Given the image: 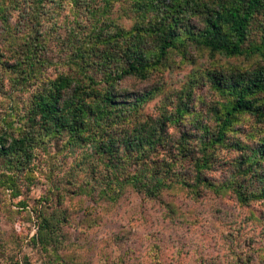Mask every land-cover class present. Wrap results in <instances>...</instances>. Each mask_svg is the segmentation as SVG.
<instances>
[{
  "label": "rangeland",
  "instance_id": "374dc122",
  "mask_svg": "<svg viewBox=\"0 0 264 264\" xmlns=\"http://www.w3.org/2000/svg\"><path fill=\"white\" fill-rule=\"evenodd\" d=\"M205 5L181 19V47L162 66L115 81L131 44L119 30L176 0H0V135L34 126L37 136L20 166L0 158V264H264V122L238 113L216 141L235 101L227 84L264 54L221 58L191 44ZM263 40L264 9L244 48ZM62 76L73 80L64 102L80 96L40 120L39 97ZM113 82L127 105L96 119L90 106Z\"/></svg>",
  "mask_w": 264,
  "mask_h": 264
},
{
  "label": "trees",
  "instance_id": "16d2710c",
  "mask_svg": "<svg viewBox=\"0 0 264 264\" xmlns=\"http://www.w3.org/2000/svg\"><path fill=\"white\" fill-rule=\"evenodd\" d=\"M157 0H153V3ZM207 11L206 29L197 38H191V44L204 47L213 54H218L221 58H234L242 55L251 56L257 53L264 54V40L260 46L253 47L251 50L245 49L249 36L250 25L255 15L264 9V0H217L211 4L205 0H176V8L160 12L159 17H143V23L136 24L132 32L119 30L120 37L130 39L131 44L125 51V61L127 68L116 69L112 72L115 81H121L127 77H137L146 79L150 69L162 66L168 58L170 50L181 47L177 44L176 34L182 18L190 17L197 11L203 3ZM140 11L147 13L148 5L137 3ZM152 10V8H151ZM118 31V30H117ZM117 35V37L120 39ZM150 39L158 43L157 52L151 53L145 50L146 44ZM116 48H114V52ZM111 78V79H112ZM73 80L67 76H62L48 87V91L39 97L37 110L40 120L49 121L51 118H61L62 114L71 105L75 97H79L81 90L74 89L71 97L64 102L66 92L72 88ZM228 88L235 96L232 108L228 111L222 123L220 133L216 141L222 142L225 138L226 130L231 127L233 119L238 113L249 112L258 121L264 122V66L258 68L246 79L239 78L229 81ZM114 82L103 94L101 103L90 106L91 112L96 119L104 117L107 105H120L126 107L127 101L120 100V95L116 92ZM74 93V95H73ZM84 95V94H81ZM144 99L138 97L137 102ZM35 110V109H34ZM76 110H83L78 106ZM130 110H127L129 112ZM37 115L30 117V122H35ZM39 117V116H38ZM36 128L31 127L29 132H25L19 137L0 135V158H9L11 163L20 166V160L27 161L32 156L37 142L35 134ZM10 141V142H9ZM7 178V179H6ZM0 181L8 184V173L0 169ZM13 187V186H8ZM16 190V187H14Z\"/></svg>",
  "mask_w": 264,
  "mask_h": 264
}]
</instances>
